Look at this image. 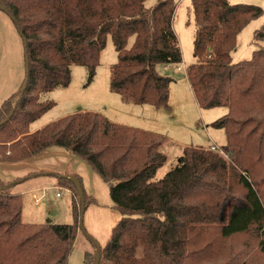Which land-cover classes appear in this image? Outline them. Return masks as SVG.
<instances>
[{
  "label": "trees",
  "instance_id": "obj_1",
  "mask_svg": "<svg viewBox=\"0 0 264 264\" xmlns=\"http://www.w3.org/2000/svg\"><path fill=\"white\" fill-rule=\"evenodd\" d=\"M145 2L0 0L23 37L26 62L20 87L0 103V162L60 147L108 184L120 218L104 246L91 240L83 264H264V47L247 60L230 57L260 6L191 0L196 60L186 77L199 107L227 108L211 126L224 129L228 159L217 148L185 146L177 165L156 178L167 160L160 150L166 136L96 111L77 110L30 131L55 105L40 95L67 87L72 65L85 66L86 84L92 81L108 37L117 56L110 91L125 102L168 107L172 79L156 65L182 62L172 28L176 2ZM254 40H264V25ZM52 175L71 192V224L22 221L21 195L8 188L25 178L0 180V264H68L81 229L80 195L70 178ZM75 178L85 206L93 200Z\"/></svg>",
  "mask_w": 264,
  "mask_h": 264
},
{
  "label": "rangeland",
  "instance_id": "obj_2",
  "mask_svg": "<svg viewBox=\"0 0 264 264\" xmlns=\"http://www.w3.org/2000/svg\"><path fill=\"white\" fill-rule=\"evenodd\" d=\"M155 1L156 0H146L145 5L150 7ZM256 1L260 3L253 2L252 0L229 1L232 4H255L262 8L261 16L252 20V23H249L250 25L244 27L237 35L235 47L230 52L231 61L234 63L250 59L253 50L260 46L264 47V40H254V31L264 25V0ZM175 2L176 9L173 17L175 29L179 37L178 40L183 64L175 65L165 72L162 64L156 65L158 73H168L169 77H171L172 82L170 83L169 90L172 93V98H174L175 102L179 104L177 106L179 116L178 118L171 120V128L174 127L176 130V126H178L179 134L182 139L181 141L196 144L201 143L202 145H210L204 142L206 140L205 130H208L212 134V139L216 143L221 142V144H216V150L228 159V154L222 149L226 144L225 131L221 128L211 126V123L214 120L227 113V108H201L196 102L195 96V101L193 103L191 95L188 96L187 93L184 94L183 92L184 88H186L185 92L188 90V85H186L188 84L186 70H183V66L185 68L186 65H189L195 59L193 54V33L195 31V24L191 0H175ZM116 58L117 56L114 45L111 38L108 37L99 56V64L96 67L95 75L89 84H86V67L72 65L71 81L67 87L56 88V90L51 93L50 97L48 95L50 93L40 95L41 102L51 100L55 103L53 108L48 110L41 120L53 115H61L69 111H77L79 110L78 108H81L82 106L93 107L92 105H95V103H100L102 100L106 101V98L103 97V93L106 90L108 96L111 95V93L107 91L109 90L110 66L116 62ZM178 66H180L181 70L176 68ZM25 73L26 62L23 37L13 20L10 19L4 11L0 10V102L11 93L18 90L24 80ZM182 108L184 110L181 111ZM182 123L187 125L189 130L192 129V132H184ZM170 131L171 130H169V133ZM173 133L175 134L174 137H179L174 131ZM183 134L184 136H182ZM163 135L166 136L165 133H163ZM217 136H219V139H217ZM182 149L183 146L180 145L179 142L176 143V140L168 141L165 144L163 153L167 156L168 160H166V162L157 170L156 178L163 176L168 170L177 165L178 157L181 155ZM20 189L22 190L23 187ZM8 191L11 190L8 188ZM57 192L61 195L60 197H56ZM20 195L22 198V221L44 223L47 221V218H50L53 223H73L72 211L69 208L71 200V194L69 192L63 191L61 188L48 190L45 192V198L38 206L32 202L33 200H31L30 192L25 190V192H21ZM88 207L89 204H86L83 207V228L77 232L73 249L68 257V264H83L85 251L93 248L92 241L97 248L99 246H104L109 238L108 226L113 221V217L110 214L105 215L103 213L92 212V209L90 210ZM115 222L116 220L114 223ZM242 239L243 238L240 237L236 241H241ZM253 254L254 258L261 257L258 253L253 252Z\"/></svg>",
  "mask_w": 264,
  "mask_h": 264
},
{
  "label": "crops",
  "instance_id": "obj_3",
  "mask_svg": "<svg viewBox=\"0 0 264 264\" xmlns=\"http://www.w3.org/2000/svg\"><path fill=\"white\" fill-rule=\"evenodd\" d=\"M228 1L234 2V0H228ZM252 1L258 2L256 0H252ZM8 17L11 19L9 15ZM172 28L177 36V39H179L177 31L175 29L174 17L172 19ZM131 41L129 42V45L131 44ZM195 60L196 59H194V61ZM178 64H183V62L178 63ZM178 64H169V65L162 64L163 65L162 67L165 72V71H168L171 67H174L175 65H178ZM187 66L188 65H186V67ZM186 67L184 68L183 66V70H186ZM162 75L169 76L168 73L167 74L162 73ZM187 83L188 84L186 85H188L187 86L188 90L187 92H185L186 88H184L183 92L184 94L187 93L188 96L191 95L192 97L191 99L194 103L195 101L194 94L191 90L188 79H187ZM55 90L56 89L48 92L50 93L48 94L49 97L51 93H53V91ZM107 91H109L111 95L108 96L106 90L104 91L103 97L106 98V101L102 100L100 103L99 102L95 103V105H92L93 107L82 106L83 108L79 107L78 109L82 111L88 110V111H96V112L102 113L104 116L108 118V120L114 123L131 126V127L137 126L143 129H147L148 131L156 132L162 135L163 133H165L166 136L169 134L168 135L169 137L167 136V141L163 143L160 147L161 152H164L163 148L165 144L168 141H173V140H176V143L179 142L180 145H182L183 147L201 146L204 148H211L212 146L217 147L216 144H221V142L216 143L212 139L213 136L208 130H205L206 140L204 142L210 145H202L201 143L196 144L192 142L187 143V142L181 141L182 139L179 134L178 126H176L177 128L176 130L174 129V127L171 128V120L178 118L179 116L178 109H177V106L179 104H177L175 102V99L172 98V93L170 90H169L168 107L166 108H162V107L156 108L149 104L138 105V104H133L131 102H125L122 100L120 95L114 92H111L110 89ZM107 102H110V103H107ZM182 110L184 109L182 108L181 111ZM47 112L42 114L38 119H36L30 124L31 132L41 129L46 124L54 120H57L63 116H66L68 114H71L75 111H69L61 115H53V116H50L49 118H45L41 120V118ZM182 124H183L182 128L184 132L185 131L192 132V129L189 130L187 125H185L184 123ZM168 129L171 130L170 133ZM202 129H205V128H202ZM172 130L176 134H178L179 137H174L175 134L173 133ZM182 136H184V134ZM217 139H219V136H217ZM52 174H57V176H64V177L70 178L74 183L77 182L75 177H79L81 179L82 187L86 195L89 197L88 199L93 200L92 202L87 203L89 204L88 208H90V210L92 209V212L103 213L105 215L110 214L113 217L112 218L113 221L108 226L109 236H110L113 226L116 224V222L120 218V213L116 209H114L112 206V202L109 196L108 184L98 174H96L92 170V168L88 165L87 162H85L84 160L80 159L77 156L70 154L65 149L60 148V147H55V146L49 147L45 149L44 151H42L41 153H39L38 155L33 156L26 160H22L18 162H0V180L4 182H12L18 178L19 179L25 178L23 181L18 182L17 184L9 187V189L11 190V192L19 193V194H21V192H25L26 190L27 192H30L31 200H32L33 195H36L38 197L42 196L40 200L41 202L45 198V192L51 189L61 188L63 191L69 192L71 194L68 188L58 185L56 176ZM22 187L23 189L21 190L20 188ZM60 196L61 195H57L56 193V197H60ZM40 202L36 204V206H38ZM70 203H71V200H70ZM69 208L71 210V206ZM46 220L51 221L50 218H47ZM115 220L116 222L114 223Z\"/></svg>",
  "mask_w": 264,
  "mask_h": 264
},
{
  "label": "water",
  "instance_id": "obj_4",
  "mask_svg": "<svg viewBox=\"0 0 264 264\" xmlns=\"http://www.w3.org/2000/svg\"><path fill=\"white\" fill-rule=\"evenodd\" d=\"M76 187H77V191L80 195V201H81V216H80V226H81V229L83 228V213H84V210H83V207H84V199L82 197V193H81V189H80V186L78 184V182L75 183Z\"/></svg>",
  "mask_w": 264,
  "mask_h": 264
},
{
  "label": "built area",
  "instance_id": "obj_5",
  "mask_svg": "<svg viewBox=\"0 0 264 264\" xmlns=\"http://www.w3.org/2000/svg\"><path fill=\"white\" fill-rule=\"evenodd\" d=\"M177 69H178V70H181V69H180V66H178ZM211 149H212V150H213V149H216V147L212 146ZM66 190H67V189H66ZM57 195H59L58 192H57ZM41 198H42V196H41V197H38V196H36V195H33V196H32V200H33V202H34L35 204H38V203L40 202Z\"/></svg>",
  "mask_w": 264,
  "mask_h": 264
}]
</instances>
